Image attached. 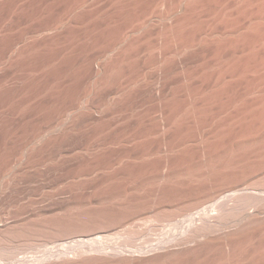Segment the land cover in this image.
<instances>
[{
    "label": "bare ground",
    "instance_id": "6f19581e",
    "mask_svg": "<svg viewBox=\"0 0 264 264\" xmlns=\"http://www.w3.org/2000/svg\"><path fill=\"white\" fill-rule=\"evenodd\" d=\"M98 1L0 0V87L11 79L14 81L13 84H20L18 81L20 80V76L22 79V74L20 75L19 71H23V68L26 69V66L33 64L30 63V60L28 61V57L30 55L33 56L32 53L39 50L43 51V49L47 52L49 49H53L52 47L57 46L58 43H62V41L67 40L66 42H69L68 40L75 38V31L81 29V27H77L84 24L83 22H79L81 18L76 19L75 17L74 21L71 19L70 21H66L64 15L61 14L64 18L60 14L57 17L56 12L57 14L60 11L64 13L62 10L68 8L71 12L74 11L72 12L74 13L73 15H76V9L82 8L81 11L79 10L82 12L84 11V6L89 5V3L92 5L93 2L97 5ZM125 2L127 1H124V5L126 6L123 5V1L121 4L127 7L128 4ZM131 2V8L126 9V12L130 13L128 15L125 14V19L127 17V20L133 19L135 16L137 17L138 14L140 18L137 17V20H140L141 12L144 13L148 9L153 11L148 10L151 12L150 15H153L152 17L149 14L145 15L142 13L143 19L147 18V16L151 17V19H145L142 24L139 23L140 27L137 25L134 28V30L137 28L138 30H136L139 32L137 39L136 35L135 38L133 37L136 41L134 39L131 40L132 35L130 33L133 31L132 27L130 33H128L129 31L126 32L128 26L125 29V25L129 23H119L123 20H119L118 15V19H116L119 22L112 21L111 18L109 23L112 24L106 23L107 26L104 23L108 27L107 31L105 32L104 30L100 35L97 32L100 37H97L99 41L96 40L97 44H95L99 45L101 41L112 39L111 45H108L109 47L104 51V55L102 56L98 55L99 52L98 54H92L86 49L83 53L81 52L82 54L80 53L81 55L76 54L78 57L80 56L79 58L77 57L78 60H74V62L68 61L71 62L70 65L76 68L79 73L77 74L79 76H77L76 74L74 75L75 72H72L73 70H70L74 76L73 78L72 76L69 77L73 80L76 79L74 77H77L78 81H72L74 82L72 88V82L68 81L71 79L68 78L67 80L66 78V81L72 84L71 86L69 85V88L72 89H69L70 92L68 94L66 93L67 91L65 92V98L61 97V93L58 90L60 97H56V99L59 98L62 102L56 105L57 100H55L53 106L49 104L53 110L50 109L52 112L49 117L44 115L48 119L44 118L43 115L35 117L36 113L34 114L31 111L30 115L28 111L29 115L27 114V116H17L13 112V114L9 113L12 114V118L8 116L10 120H8L9 118L0 120V130L3 126L9 133L10 131L15 132V136L13 133H10V135H13V138H16L20 132H23L21 134L25 132L27 134L30 133L28 132V130L30 131L29 127L34 128V132H36L33 134L34 132L32 131V134L30 133L32 137L28 135L27 137L30 138H27L26 142L24 138L23 142L25 143L21 142V145L16 143L17 140H11L12 135L9 140L7 139L3 142L0 148V180L8 172L10 173V171L15 169L14 164L18 162L17 160L25 158L24 156L27 152H29L30 156L39 160V157L42 158L53 147L57 149H54V153L55 150L58 151L57 158L55 157L56 155L52 156L53 159L54 157L56 158L53 165L49 163L51 160H47L48 165H50H47L48 167H46L45 172H39L40 169L44 171L40 165L43 160H40L39 166L36 165L38 160L34 159V161H37L35 164L36 168L40 167L39 171L36 168H32L39 173L37 174L38 176H40V173L46 176V182L48 181L49 186L55 184L56 190L53 188L55 192L46 193L45 189L41 194L38 193L39 196L37 197H32L31 194V197L29 195V198H24V195V199L21 198L22 200L19 203L20 207H23L25 215L24 213H20L21 215H15V217L7 220L0 217V264L7 263L4 260L12 261L15 258L14 256H17L16 253L18 252L16 251H19V248L21 251L23 241L19 242V240H23V236L26 237L23 232H27L26 234L29 235L33 234L32 238L28 235L27 238L23 237L27 239L26 242L34 239L33 243H31L32 241L30 242L33 247L39 245L34 244V241L36 242L42 236V233L45 234L43 230L48 231L47 229L49 231L52 230L50 232L52 234L53 231L55 232L54 237L51 236L49 240L53 238L56 243L59 242L58 244H60V242H64L66 239H71L70 237L77 235L80 232L82 224L88 226L89 222L99 225L100 230H102L101 232H104L107 236L117 237L124 235L125 242H119V244L117 242L115 246L119 245V247H109L105 245L107 243L96 244L95 241H93L94 243L92 242L93 244H88L89 246H82V244L80 246L79 244L78 246L80 247H71V245L68 246L64 242L65 245L61 243L63 247L59 245L62 249L59 248L60 250L56 251L54 249V251H49L47 247L43 246L45 252L46 248L49 251L44 257L41 256L42 258L28 262L20 260L17 263L190 264L200 259L204 261L203 258L209 261L212 257L209 259L208 256L215 255L216 259L218 257V261L221 257V261L224 259L228 263L245 259L249 262L248 264H264V0H239L236 4H233L234 0L232 4L231 0H133ZM94 6L92 5V8ZM118 6L117 9L119 10ZM160 7L165 12H158ZM85 10L87 9L85 8ZM94 10L98 9L95 8ZM217 10L221 11V15L218 14L219 11ZM67 11L64 14L68 15V17L71 16L69 15L70 11L68 14ZM148 11L145 13H148ZM155 12L157 14H154ZM100 13L97 12L96 15ZM111 13L113 14L114 12ZM84 14L88 16V14ZM212 14L213 18L211 17ZM93 15L95 16V13ZM154 15H157V18ZM121 16H124V14L121 15L120 13V18ZM88 18H82V20L86 21ZM92 19L90 18L89 20ZM105 20L107 19L105 18ZM135 20L136 18L133 19V21ZM30 22H32V25L34 24L33 22L39 24L37 26V23H35L36 26L34 25V27L29 24L27 27L26 25ZM94 23H98V21ZM103 25L102 27H105ZM75 28L77 30L73 31ZM156 33L157 35H163L158 38ZM152 35H156L155 37L153 36L154 38L157 37V40L155 39L154 42L156 44L152 47L154 54L150 57L152 59L148 58L147 60L150 61H147L144 60L145 55L140 52V54H143V58L141 57V61L139 60L140 63L137 61V65L140 64L138 66L140 68L139 71L142 72V78L136 79L139 86H136L137 81L134 82L132 80L134 83L130 89L133 92L130 93L131 96L128 103H122L121 89L117 88L118 92L121 91L120 93L112 92L114 89L111 87L108 89L112 90L109 91L111 93H107L105 89V92L103 91L109 94L106 106H101L100 103L101 107L95 105L102 98L100 97L102 88L107 81L106 76H102V71L107 70L106 74L107 72H111L109 70L119 69L118 67L124 62L126 54L131 55L132 52H135L134 54L138 55L139 50H142L141 46H138L136 49V43L140 41V43H144V41L146 43V40L152 39ZM89 36L93 35L90 34ZM77 37L78 39L80 38L79 36ZM82 40L79 39V41ZM153 40L151 43H153ZM93 43H95L94 40ZM93 43L92 46H94ZM66 44L63 42V47L69 48ZM77 46L79 45L77 44ZM93 48L90 49L89 47L90 50L94 51ZM143 49L148 50L145 47ZM53 51L50 54H46L52 56L54 54ZM142 51L144 52V50ZM148 54L146 55L148 56ZM36 55L38 56L40 53ZM49 55L44 59L43 57H35V59L33 58L35 55L31 57L32 59L29 57L31 61L37 60V58L43 59L41 62L38 61L46 73L42 72V80L39 82L40 85L37 86H42L45 89L51 87L46 88V85H49V81L52 78L54 82H58L60 78L58 76L60 72H55L58 75L53 74L56 75L53 77L51 73L54 72L47 75V68L51 66L52 61H54L53 59H55L54 56L52 59ZM66 57L70 59L69 56L66 55ZM73 58L75 59V55ZM98 59H101L104 63L97 62ZM126 61H128V58ZM137 65L135 63V66ZM151 65H154L153 67H156V69ZM38 66L39 64L36 67ZM64 67L60 68L63 70ZM151 67L155 71L153 73L155 75V77L153 76L155 78L154 86L147 84L148 77H146V71L152 69ZM30 69L28 68V70ZM66 69H68L67 66L65 67V71ZM28 70L26 69V71ZM26 71L25 73H27ZM134 71L133 69L131 73ZM68 73L69 69L67 70ZM65 75L63 76L64 78ZM24 76L26 77V75ZM117 76L119 75L117 74ZM36 77L39 78L40 76L36 75ZM134 78L136 77L134 76ZM33 81L30 83L32 84ZM23 83H26L25 80L22 82V85ZM126 85L129 84L126 83ZM30 86L32 87V85ZM9 88L14 89L12 87ZM26 88L28 89V87ZM19 89L23 88L19 87ZM19 89L17 88L16 92ZM49 90L51 91V89ZM54 90L53 92L55 93ZM123 90L126 91V88L124 89L123 87ZM40 92L39 95L42 94ZM126 92L128 94V91ZM14 93L11 95L14 96ZM18 93L20 98L22 93ZM37 94L34 96H37ZM50 94L52 95L53 93ZM55 94L57 95V93ZM118 94L120 97L118 99L121 103L117 99L118 96L116 95ZM11 95L7 99L0 97V102L7 101ZM34 96H32L33 101ZM96 96L99 99L97 98L98 100L95 103L94 98ZM125 96L124 94V99L127 98ZM105 97H103L104 100ZM103 98L102 102L104 101ZM25 100L27 99L25 98ZM26 102L28 103V101ZM31 104L33 105V103ZM37 104L39 103H36L34 107ZM123 104L129 106L128 114H125V112V115L122 113L118 114V110L123 107ZM37 107L33 108L36 112L42 108V106ZM43 107L46 110L48 106ZM13 109L15 110L14 107ZM16 110L19 112L18 108ZM2 113L7 117L8 114ZM47 114L49 113L47 112ZM3 115L0 116V119ZM42 117L46 119L44 122ZM39 118H41L43 123ZM24 119H28L27 126H19L18 121ZM81 120L83 123L87 122V125L90 127L91 125L95 126L94 131L84 133L78 131L81 130L79 126L83 125V123L81 124ZM30 124L36 126L33 127ZM83 127V130L87 128ZM26 129L27 131H25ZM2 134L4 133H1L0 137ZM48 157L45 155L42 159ZM27 158L29 162V156ZM34 161L32 162L33 164L31 163L33 167ZM45 161L42 162L43 165ZM45 164L47 163L45 162ZM26 165L23 168L27 169L29 166L31 168V165L28 166V163ZM20 167L18 171H20ZM23 171L24 169L21 173L26 172ZM29 171V174L34 173L31 169ZM62 172L65 174H63L64 179L57 178V173L60 174ZM15 176L12 177L15 179ZM11 178L8 180L12 181ZM32 179L31 177V179L28 178L27 180L34 182L31 181ZM35 179L38 184L37 177ZM64 180L67 183L63 185L60 182ZM4 182L7 184V181ZM17 182L14 181L13 183H8V185L1 183L0 191L7 193L17 190L19 188ZM41 183L44 186V181ZM21 184L23 183L21 182ZM146 184L154 186V188L150 189L151 193H148L154 196V201L150 202V205L149 201L151 200L147 202L148 204L144 203L146 205L145 210L140 208L142 210L138 211L139 209H137L138 212L135 211L136 209L131 212L129 209L133 208L131 200H133L132 205H134L135 201H140L139 198L142 199L143 195L140 197L137 194L140 195L142 193L140 191H144L145 188L143 187ZM50 189H52L51 186ZM147 190L145 189V192ZM150 190L148 191L150 192ZM12 193L9 192V194ZM149 195L148 198H150ZM5 198L8 199V197ZM15 199H19V196ZM144 201L146 202V200ZM141 203L143 202L140 201V205ZM144 204H142V207L145 206ZM85 207L87 210L84 209ZM136 207L138 208V205ZM150 214H155L154 217L160 215L157 218L166 216L163 218L168 219L169 228L168 231H161L162 234L160 232L158 234L157 232L158 236L154 234L156 238L161 235V238H158L159 240H155V237L153 238V233L147 232L152 238L150 235V237L147 235L150 240L147 242V237L144 244L138 242L140 245H137L138 243L136 244L135 241L141 235L147 234L146 231L151 227L145 232L130 228L128 232L122 234V231H119L118 222L114 223L117 218H124L125 220L122 222L125 223V221L132 222L136 218L140 219L139 216L141 218L144 215L151 216ZM156 214L158 215L156 216ZM147 222H149L148 219ZM135 224L140 225L138 222L133 225ZM25 225H27L28 229ZM29 225L34 227L32 231L29 229ZM130 225L131 223L127 224V227ZM149 226H151V223ZM120 227H122V224ZM125 227L124 230H126ZM144 227L146 226L144 225ZM34 229L40 230V232H36L35 234H38L35 235L32 233L35 232ZM121 229L123 230V227ZM41 230L43 231L42 233ZM17 231H21L22 234H18L19 232ZM151 232L153 231L151 230ZM12 234L17 237L20 235L21 238L18 237V242H15L17 238ZM34 235L35 237H39L35 239ZM41 238H44V236ZM45 238L47 239V237ZM153 239L157 243L153 244ZM151 240L152 243H150ZM14 242L20 244L16 245ZM53 242L51 240V243L57 247L58 245ZM30 243H27L25 246H32ZM120 243L123 244L121 245ZM33 251L32 253H34Z\"/></svg>",
    "mask_w": 264,
    "mask_h": 264
},
{
    "label": "rangeland",
    "instance_id": "374dc122",
    "mask_svg": "<svg viewBox=\"0 0 264 264\" xmlns=\"http://www.w3.org/2000/svg\"><path fill=\"white\" fill-rule=\"evenodd\" d=\"M95 1H96V0H94V2H95ZM97 1H98V0H97ZM99 1H100V0H99ZM99 1L97 2V5H96V3L94 4V2L92 3L93 6L95 5L93 8H92L91 3H89V5H87L88 7H87V6H84V7H83V10H84V11H82V12H80V11L82 10V8H80V9H76L77 12L80 10L79 13L75 12L76 15H73L74 13H72V12H74V11L71 12L70 9H68V8L65 9V8H64V10H62V11H63L65 14H66V11H67V10H68V11H67V14H68V12L70 11L71 14L69 13V15H71V16H69V17H68V15H65L64 13H62L61 11H60L61 13L59 12L58 14H57V12H56V16H57V17H58L59 14H60V15H61V14L64 15V17H66L67 19L64 18V17H62V15H61V17L64 18L66 21H70V19H71L72 21H74V20H75V17H76V19H80V18H81L80 21H79V20H77V21H79L80 23H82V22L84 23V24H81L82 26L79 25V26L77 27V28H80V27H81L80 30L75 31V30H77V28H75V29L73 30V31H75V38H74V39L68 40L69 42H66L67 40L62 41V43H63V42H64V44L67 43L66 46H68L69 48H70V46H71V48L69 49V48H66V47H65V48H66V51H65V48L63 47L64 45H62V43H58V44H57L58 47L54 45L55 47H52L53 49H49L47 52H46L44 49H43V51H42V50L36 51V52L32 53L33 56L35 55L34 57L31 56V55H30L29 57H30V58H31V57H33V58H35V57H41V58H42V57H43V59H44V58L47 57L50 53H52V51L54 50V48H58V49H55V50L58 51V53H57V51L54 50V51H53L54 54H53L52 56L49 55L50 58L53 59V56H54L55 59H53L54 61H52L51 66H49V67L47 68V73H48L47 75H50L51 72H54V73H51V76H52V77H53V76H56V75H58V74H60V75H58V76H60V78L58 77V78H59L58 82H54V81L52 80V79H53V78H52V79H51L52 81H51V80L49 81V85H48V84L46 85V88L49 87V86H51V87L53 86L52 88L50 87V88L45 89V88H43L42 86H41V87H40V86H37V85H40L39 82L42 80V77H43V76H41V74H43L42 72H44V71H43L44 69H42L41 66H40V64H41L40 62H41L43 59L41 60V59H38V58H37V60H35V59H36V58H35L33 61H31L32 58L29 59V57H28V61L30 60V63H33V64H30V63L27 61L30 65L26 66V69L28 70V68H31V69H30L31 71H30V70L26 71L25 68L22 69L23 71H21V70L19 71V74H20V75L22 74V79L25 78L24 80H25L26 83H23V85H22V82H24V80H22V79H21V76H20V80H21V81L19 80L18 82H19L21 85H20V84H13L14 81L11 79V80H9V81H10V82L13 81L12 83H10L9 81H7L5 84L2 85V87H0V95H1L0 97H1V98H3V97L5 98V95H6V94L8 95V93H10L9 95H11V94H13V93L15 92V93H14V94H15L14 96L11 95L12 97L10 96V97L8 98L7 101L4 100L5 103H4V101H3V102H0V107H1V108H0V116L3 115L2 112H4V114H8L7 117H6V115H5V116L3 115V117H2L0 120H4V119L6 120V119L9 118V117L12 118V114H13V112H14L15 114H17V116H18V115H26V116H27L28 113H30V115H31V112H32V113H34V114H35V113L37 114V115H36V114H35V115L33 114L35 117H41V115H43L44 118L48 119V118L45 117V116H48V117H49V115H51V112H52L51 110H53V109L50 108V105L53 106V104H55V102H54L55 100H57L56 105H58V104H60V103L62 102L61 99H59V98L56 99V97H60V93H61V97H62V98H65V96H66V95H64L65 92L67 91L66 93L68 94V93L70 92V90H71V89L73 88V86H74L73 83L76 82V81H78V78H77V77H74V78H76V79H74V80L71 79V77H69V76H72V78H73V76H74L75 74H76V75L79 74V73H78V70L70 65L71 62H74V60H78V59H77V57H78L77 55H79L81 52L83 53V51L86 50V49H87L88 51H90V53H92V54H98V52H99L98 55H101V56H102V55H104V51H106L107 48L111 45V43H112L111 40H112V39H111V40H110V39H106L105 41H101V43L98 42L99 45H95V44H97L96 40L99 41L98 38L100 37V36H99L100 33L102 34V32H104V30H105V32L107 31V29H108V27H107L108 25H107V24H112V23H109L110 20H111V18H112V21L115 20V21H117V22H119V20L122 19L123 21H120L119 23H122V22H123V24H124L125 22H126V23H129L128 25H127V24L125 25V29L127 28L126 26H128V30L126 29V32L129 31L128 33H130L131 27L133 28V31H134V32L131 30L132 32L130 33V34L132 35V39H131V40H133L136 36H137L136 39L139 37V36H138V35H139V32L137 31L138 29H137V28H136L137 30L135 29V30L137 31V32H136V31L134 30V28L137 27V25H138V27H140L139 25L142 24V22H143L145 19H151V17L153 16V15H150V13L153 12V11H151V9H148V10H150L151 12L148 11V10H145V12L148 11V13H145V12L143 13V12H141V13H140V14H141V19H140V20H137L138 18H140V17H138L139 14L137 15L138 18H137L136 16L133 17V19L136 18L137 21H136V20L133 21L132 18H130V19L127 20V17H126V19H125V14L128 15V14H130V13H127V12H126V11H127L126 9H127V8L129 9V7L131 8V4H132L131 1H133V0H131V1H130V0H126L127 2H125V3L128 4L127 7H124V6H126V5H124V1H125V0H112V1H111V0H103V1L101 0L100 2H99ZM113 1H114L115 3H114ZM122 1H123V5H124V6H122V4H121ZM128 1H129V3H128ZM231 1H232V2H231V4H232V3H233V0H231ZM236 1H237V2H236ZM236 1L234 0V3H233V4H236V3L239 2V0H236ZM91 2H92V1H91ZM112 4H114L115 6L112 5ZM120 4H121V5H120ZM90 5H91V6H90ZM118 5H120V6H118ZM129 5H130V6H129ZM89 6H90V8H89ZM117 6L119 7V10L117 9ZM132 6H133V5H132ZM114 7H115V8H114ZM85 8H86L87 10H85ZM95 8L99 10V11L96 10L98 13H100V10H101L102 12H101L100 14L96 15L97 12L94 10ZM120 8H121V10H120ZM115 9H117V10H115ZM89 10H90V11H89ZM105 10H106V11H105ZM107 10H108L109 12H108ZM111 10H112V11H111ZM85 11H87V12H89V13H87V12H85ZM91 11H92V12H91ZM93 11H94V12H93ZM110 11H111V12H114V13L112 14ZM116 11H117V13H116ZM123 11H124V12H123ZM161 11H162V12H163V11L165 12V10H164L163 8L160 7V9H158V12H161ZM217 11H219V13H218ZM217 11H216V13H218L219 15H221V11H220V10H217ZM84 13L88 14V16H85ZM91 13H92V14H91ZM93 13H95V16L93 15ZM103 13H104V14H103ZM105 13H106V14H105ZM110 13H111V14H110ZM120 13H121V15L124 14V16H121V18H120ZM142 13L145 14V15H148V14H149V16H151V17H148V16H147V18L144 17L145 19H143V18H142V15H143ZM90 14H91V16H90ZM115 14H116V15H115ZM154 14H157V12H155ZM218 14H216V15H218ZM60 15H59V16H60ZM72 15H73V16H72ZM101 15L103 16V18H101V17H102ZM110 15H111V16H110ZM117 15H118L119 17H118ZM145 15H144V16H145ZM216 15H215V16H216ZM84 16H85V17H84ZM93 16H94L95 18H94ZM99 16H100V17H99ZM105 16H106V17H105ZM139 16H140V15H139ZM158 16H159V13H158ZM79 17H80V18H79ZM86 17H87V18L89 17L88 20H87V19H86V21L82 20V18L85 19ZM92 17H93V19H92ZM117 17L119 18V20H117V19H118ZM122 17H123L124 19H123ZM154 17L157 18V15H154ZM211 17L213 18V14L211 15ZM217 17H218V16H217ZM90 18H91L92 20H89ZM98 18H99V19H98ZM105 18H106L107 20H109V21L105 20ZM109 18H110V19H109ZM116 18H117V19H116ZM128 18H129V17H128ZM156 18H155V19H156ZM73 19H74V20H73ZM97 19H98V20H97ZM101 19H102V21H104V22H102ZM142 19H143V20H142ZM95 20L98 21V23H94V22H96ZM99 20H100V21H99ZM141 20H142V21H141ZM105 21H107V22H105ZM112 21H111V22H112ZM132 21H133V23H132ZM91 22H92V23H91ZM134 22H136V23H134ZM31 23H32V22L28 23L26 26L28 27V25L31 24ZM33 23H34V24H33V25L31 24L30 26H33V27H34L35 23H37V22H33ZM100 23H101V24H100ZM102 23H103V24H104V23H105V24L107 23V24H106L107 26H106L105 24L103 25ZM139 23H140V24H139ZM38 24H39V23H37V26H38ZM86 24H87V25H86ZM93 24H94V25H93ZM97 24H99V25L97 26ZM123 24H122V25H123ZM90 25H91V26H90ZM95 25H96V26H95ZM100 25H101V26H100ZM102 25L105 26L106 28H105V27H102ZM129 25H130V26H129ZM30 26H29V27H30ZM35 26H36V25H35ZM123 26H124V25H123ZM82 27H83V28H82ZM85 27H86V28H85ZM98 27H99V28H98ZM129 27H130V29H129ZM88 28H90V29H88ZM69 29H70V28H69ZM95 29H97V30H95ZM98 29H101V30H98ZM81 30H83V31H81ZM91 30H92V31H91ZM80 31H81V32H80ZM85 31H86V33H85ZM89 31H91V32H89ZM78 32H79V33H78ZM97 32L99 33V35H98ZM76 33H77V35H76ZM80 34H81V35H80ZM90 34H92L94 37H93V36H89ZM135 35H136V36H135ZM156 35H157V33H156ZM156 35H155V36H156ZM161 35H163V34H158L157 37L160 38V37H162ZM77 36L80 37V38H79L80 40H82V38H83V40H82V41H79V39H78ZM153 36H154V35H152V39H154V40H153V43H151V42H152V39H150V38H149V40H146V43H147V44L145 43V41H144V43H140L141 41L136 43V44H137V45H135L136 49L138 48V46H141V47H142L141 49L144 50V52H143L142 50H139L138 55H137V54H134L135 52H134V53L132 52L131 55L126 54V56L124 57V58H125V59H124V62H123L124 64L122 63V64L120 65V67H118L119 69L109 70V72H110V71H111V72H110V73L107 72V73H108V74L106 73L107 75L105 74V72H106L107 70H106V71H102V76H103V77L106 76L105 78L107 79V81H106L104 87L102 88V92H101V96H100V97L103 98V97H105V95H106V97H105V100H104V98H103L104 101L102 102V98H100V100H98L99 97L96 96V98H94V102L96 103V101H97V100H98V101H97V103H96L95 105H99V103H100L101 106H103V105L106 106V104H107V102H108V101H107V100H108V99H107V98H108L107 96L109 95V94H107V93H111V92H109V91H112V90H108V89H110L111 87H112V89H114L112 92H118V89H121V90H122V94L120 93L121 91L118 92V93H120V95H122V96H121V101H123L122 103H126V102L128 103V100H129V98H130V96H131L130 93L133 92L132 89H130V88H132V84H133L134 82H136V81H137V82H136V84H137V83H138V80H136V79L142 78V76H141V75H142V72L139 71V69H140V68H139L140 64H138V65H139V66H138V65H137V61H139V60L141 61V57L143 58V54L146 56V58H145V56H144V60H147L148 58L150 59V57L154 54V53H153L154 49H153L152 47L155 46L156 43H154V42H155V39L157 40V37L154 38L155 36H154V37H153ZM159 36H160V37H159ZM76 37H77V38H76ZM88 37H89V38H88ZM97 37H98V38H97ZM133 37H134V38H133ZM93 38H94V39H93ZM75 39H76V40H75ZM93 40L95 41V43H93ZM134 40H135V39H134ZM158 40H159V39H158ZM70 41H71V42H70ZM72 41H73V42H72ZM135 41H136V40H135ZM148 41H149L150 43H149ZM74 42H76V43H74ZM77 42H78V43H77ZM82 42H83V46H82ZM88 43H89V44H88ZM92 43H93V45H94L95 47L92 46ZM105 43H107V44H105ZM60 44H61V45H60ZM70 44H72V45H70ZM73 44H75V45H73ZM77 44H78L79 46H77ZM80 44H81V45H80ZM59 45H60L61 47H60ZM85 45H86V46H85ZM108 45H109V46H108ZM76 46H77V47H76ZM91 46H92V47H91ZM96 46H97V47H96ZM62 47H63V48H62ZM82 47H84V48H82ZM89 47H90V49H92V48L94 47V48H93L94 51H93V50H90ZM98 47H99V49H98ZM143 47H145V48L148 49V50L143 49ZM61 48H62L63 50H62ZM78 48L80 49V51H79ZM151 48H152V49H151ZM60 49H61V50H60ZM75 49H76V52L78 51L77 53L75 52ZM77 49H78V50H77ZM51 50H52V51H51ZM67 50H68V51H67ZM81 50H82V51H81ZM96 50H97V51H96ZM63 51H64V52H63ZM91 51H92V52H91ZM60 52H61V53H60ZM67 52H68V53H67ZM72 52H75V53H72ZM94 52H96V53H94ZM140 52L143 53V54H140ZM38 53H40V55L37 56L36 54H38ZM42 53H44L46 56H45L44 54H42ZM46 53H49V54L47 55ZM69 53H70V54H69ZM82 53H81V54H82ZM101 53H102V54H101ZM136 53H137V52H136ZM148 53H149V54H148ZM41 54H42L43 56H42ZM56 54H58V55L61 54L62 56H61V55H59V56L57 55V57H55ZM73 54L75 55V59L73 58V56H74ZM76 54H77V55H76ZM81 54H80V55H81ZM146 54H148V56H147ZM150 54H151V55H150ZM64 55H65V57H64ZM66 55L69 56L70 59H68V57H66ZM72 55H73V56H72ZM132 55H135V56H132ZM139 55H140V57H139ZM60 56H61V57H60ZM70 56H72V57H70ZM95 56H96V55H95ZM127 56H128V57H127ZM130 56H131V57H130ZM136 56H137V57H136ZM79 57H80V56H79ZM79 57H78V58H79ZM134 57H135V58H134ZM56 58H57V59H56ZM127 58H128V61H126ZM129 58H130V60H129ZM132 58H134V59H132ZM137 58H138V59H137ZM151 59H152V58H151ZM151 59H150V60H151ZM38 60H39L40 62H39ZM56 60H57V61H56ZM62 60H64V61H62ZM103 60H104V59H103ZM150 60H147V61H150ZM36 61H37V62H36ZM65 61H66L67 63H66ZM68 61H71V62H68ZM135 61H136V62H135ZM140 61H139L138 63H140ZM59 62L61 63V65H60ZM62 62H63V63H62ZM97 62H102V63H104V61H101V59H98ZM129 62H130V63H129ZM35 63H36V66L39 64L40 67H39V66H38V67H39V69H41L40 71H39V69L36 70V68H38V67L35 66ZM135 63H136L137 66H135ZM63 64H64V65H63ZM65 64H66V65H65ZM126 64L129 65V66H127ZM33 65H34V66H33ZM56 65H57V66H56ZM59 65H60V66H59ZM69 65H70V66H69ZM131 65H133V66H135V67H133V66H131ZM64 66H65V67L67 66V68L69 69V73H70V74H69V73L67 74V70H68V69H66V71H65V67H64ZM68 66H69V67H68ZM123 66H125V67H123ZM151 66L153 67L154 65H151ZM32 67H33V69H35L34 71H32V70H33ZM34 67H35V68H34ZM54 67H57V68H54ZM58 67H59V68H58ZM60 67H62V68L64 67V69H63L64 71H63L62 68H60ZM130 67H131V68H130ZM132 67H133V68H132ZM152 67H151V68H152ZM70 68H71V69H70ZM124 68H125V69H124ZM153 68L156 69V67H153ZM153 68H152V69H153ZM54 69H55V70H54ZM123 69H124V70H123ZM127 69H128V70H127ZM133 69H134L137 73H136L135 71L131 73V71H133ZM152 69H148V70L146 71V72H147L146 77H148V79H147V84H148L149 86H152V85L154 86V81H155V78H154L155 75H153V73H155V71H154V69H153V70H152ZM56 70H57V71H56ZM60 70H61V71H60ZM70 70H71V71L73 70L72 72H75L74 75H72V73H71ZM75 70H76V71H75ZM120 70H121V72H119ZM149 70H151V71H149ZM25 71H26L27 73H25ZM48 71H50V72H48ZM122 71H123V73H122ZM128 71H129V72H128ZM40 72H41V73H40ZM55 72H57V73L60 72V73L57 74V73H55ZM63 72H64V73H63ZM113 72H114V73H113ZM125 72H126V73H125ZM148 72H149V73H148ZM32 73H33V74H32ZM38 73H39V74H38ZM44 73H46V72H44ZM65 73H66V75H65ZM28 74H29V77H28ZM53 74H56V75H53ZM61 74H62V75H61ZM103 74H104V75H103ZM117 74H118L119 76H117ZM127 74H128V76H127ZM129 74H130V75H129ZM137 74H138V75H137ZM139 74H140V75H139ZM24 75H26L27 78H26ZM36 75H38V77H39V76H40V77L37 78ZM64 75H65V78L63 77ZM113 75H114V76H113ZM61 76H62V77H61ZM77 76H79V75H77ZM115 76H116V79H115ZM121 76H122V77H121ZM129 76H130V77H129ZM134 76H135L136 78H134ZM153 76H154V77H153ZM23 77H24V78H23ZM34 77H35V79H34ZM66 78H67V80H68V78L71 79V80H68L69 82L74 81V82H72L73 85H72L71 83H69L68 81H66ZM109 78H110V79H109ZM121 78H123V79H121ZM153 78H154V79H153ZM28 79H29V81H28ZM31 79H32V80H31ZM37 79H38V80H37ZM119 79H120V80H119ZM149 79H150V80H149ZM33 80H36V81H33ZM113 80H114V81H113ZM132 80H133L134 82H133ZM148 80H149V81H148ZM32 81H33V83L31 84L30 82H32ZM61 81H63V82L66 81V82L63 84ZM37 82H38L39 84H38ZM51 82H52V83H51ZM149 82H150V83H149ZM8 83H9V84H8ZM35 83H36V84H35ZM41 83H42V82H41ZM50 83H51V84H50ZM60 83L63 84V85H61ZM66 83H67V86H68V87L66 86ZM68 83H69V84H68ZM108 83H109V84H108ZM126 83L129 84V85H131V86L126 85ZM27 84H29V85H27ZM59 84H60V85H59ZM179 84H180V83H179ZM10 85H11V86H10ZM13 85H14V86H13ZM16 85H19V86H16ZM30 85H32L33 88H32ZM34 85H36V86H34ZM55 85H58V86H55ZM69 85H70V86L72 85V88H69V87H70ZM109 85H110V86H109ZM111 85H112V86H111ZM118 85H119V86H118ZM142 85H143V84H142ZM144 85H145V84H144ZM0 86H1V85H0ZM122 86L124 87V89L126 88V91H128V94H129V95L126 94L127 92H126L125 90H123V87H122ZM126 86H128V87H126ZM136 86H139V84H137ZM140 86H141V83H140ZM9 87H12V88H14V89L12 90V89L9 88ZM16 87H17L18 89H19V87H20V88H21V87L23 88V89H19V91H18V92H21V93H22V94L20 93V94H21V95H20V98H19V96H18L19 93L16 92V89H17ZM26 87H28V89H27ZM37 87H38V88H37ZM39 87H40V88H39ZM57 87H58V88H57ZM60 87H62L63 89L60 88ZM105 87H106V88H105ZM121 87H122V88H121ZM8 88H9V90H8ZM15 88H16V89H15ZM41 88H42V90H40ZM59 88H60V89H59ZM65 88H66V89H65ZM67 88H68V90H67ZM117 88H118V89H117ZM133 88H135V87L133 86ZM3 89H4V90H3ZM10 89L12 90V92H13V91H14V92L12 93ZM34 89H36V90H34ZM49 89H51V91H50ZM54 89H55V90H54ZM69 89H70V90H69ZM104 89H105V91L107 90V91H106L107 93H104V92H105ZM115 89H117V90L115 91ZM127 89H128V90H127ZM21 90H23V91H21ZM33 90H34L35 92H34ZM38 90H39V91H38ZM43 90H44V91L47 90V91L44 92ZM53 90L55 91V93H57V95H58V94H59V95L57 96V95L53 92ZM56 90H57V92H56ZM58 90H59L60 93L58 92ZM61 90H63L64 92L61 91ZM129 90H130V91H129ZM9 91H10V92H9ZM29 91H30L31 94L29 93ZM31 91H32V92H31ZM37 91H38V94H37ZM40 91H41V92H40ZM49 91H50V92H49ZM103 91H104V92H103ZM123 91H124V92H123ZM33 92H34V93H33ZM39 92H40V94H41V93H42V94L39 95ZM43 92H44V93H43ZM28 93H29V94H28ZM50 93H53V94H52L53 96H52ZM27 94H28V95H27ZM32 94H33V95H32ZM35 94H37L38 98H37V96H34ZM45 94H46V96H45ZM49 94H50V95H49ZM54 94H55V95H54ZM103 94H104V96H103ZM124 94L126 95L125 97H127V98H125V99H124V97H123ZM2 95H3V96H2ZM7 95H6V98H5V99H7V97L9 96V95H8V96H7ZM127 95H128V96H127ZM17 96H18V97H17ZM29 96H30V98H29ZM32 96H34V101H33ZM47 96H49V97H47ZM54 96H55V97H54ZM116 96H118L117 99L120 98V97H119V94L116 95ZM14 97H15V100H14ZM21 97H24V98L21 99ZM12 98H13V99H12ZM25 98H26L27 100H25ZM35 98H36L37 100H36ZM41 98H42V100H40ZM46 98H47V99H46ZM54 98H55V99H54ZM97 98H98V99H97ZM9 99H11L12 101L9 100ZM16 99H17V100H16ZM20 99H21L22 101H21ZM30 99H31L32 102L30 101ZM49 99H50V100H49ZM123 99H124V100H123ZM45 100H46V101H45ZM52 100H53V101H52ZM59 100H60V101H59ZM118 100H119V99H118ZM118 100H117V102L120 101V100H119V101H118ZM14 101H15V102H14ZM26 101H28V103H27ZM35 101H37L36 103H39V104H37V106H42L41 109L39 108L40 110H37L38 107L36 106V107H37V109H36L37 112L35 111V109H33V108H36V107H34V105H36ZM39 101L42 102V103H40ZM49 101H51V103H49ZM58 101H59V102H58ZM92 101H93V100H92ZM99 101H100V102H99ZM121 101H120L119 103H121ZM10 102H11V103H10ZM12 102H13V103H12ZM24 102H26V103H24ZM47 102H48V103H47ZM52 102H53V103H52ZM94 102H93V103H94ZM101 102H102V104H101ZM104 102H105V103H104ZM8 103H9V104H8ZM17 103H18L19 105H18ZM31 103H33V105H32ZM43 103H44V104H43ZM46 103H47V104H46ZM41 104H43V105H41ZM49 104H50V105H49ZM1 105H2V106H1ZM3 105H4V106H3ZM17 105H18V106H17ZM20 105H21V106H20ZM29 105H30V106H29ZM46 105H47L48 107H46V110H45V107H43V106H46ZM100 105H99V106H100ZM124 105H126V104H123V107L126 108L127 105H126V106H124ZM25 106H26V107H25ZM52 106H51V107H52ZM101 106H100V107H101ZM3 107H5V108H3ZM7 107H8V108H7ZM13 107L15 108V110L13 109ZM123 107H121V108L118 110V111H119V113L117 112L118 114H121V113H122L123 115H125V114H128V113H129V112H128V111H129V108H128L129 106H127L128 109L126 108V110H124V111H123V109H124ZM17 108H18V110H19L20 113L16 110ZM25 108H26V109H25ZM31 108H32V109H31ZM48 108H49V109H48ZM50 109H51V110H50ZM8 110H9L10 112H9ZM12 110H13V111H12ZM43 110H44V112H43ZM121 110H122V112H121ZM11 111H12V112H11ZM28 111H29V112H28ZM30 111H31V112H30ZM33 111H34V112H33ZM38 111H39V112H38ZM41 111H42V113H41ZM16 112H18V113H16ZM21 112H22V113H21ZM25 112H26V114H24ZM27 112H28V113H27ZM47 112H48L49 114H47ZM124 112H125V114H124ZM127 112H128V113H127ZM9 113H12V114H9ZM39 113H40V114H39ZM45 113H46L47 115H46ZM28 115H29V114H28ZM44 115H45V116H44ZM8 116H9V117H8ZM28 117H29V116H28ZM43 117H42V119H43ZM10 118H9L8 120H10ZM46 119H43V122H44ZM39 120L42 122L41 118H39ZM21 121H23V122H21ZM21 121H18V123L20 124L19 126L26 127V126H27L26 123L28 122V119H27V120L24 119V120H21ZM43 122H42V123H43ZM46 122H47V121H46ZM82 123H83V122H82V120H81V124H82ZM23 124H25V125H23ZM81 124H80V125H81ZM87 124H88V123L86 122V123H83V125H81V127L79 126V129L81 128V130H78V131L83 132V133H84V132H91L92 130L94 131L95 126L91 125V127H90V126L87 125ZM30 125H31V124H30ZM86 125H87V126H86ZM31 126H33V124H32ZM35 126H36V125H34L33 127H35ZM83 126H84L85 128H86V127H87V128L83 130V129H82ZM22 127H20V128H22ZM84 127H83V128H84ZM89 128H90V130H89ZM29 129H30V131L28 130V132H30V133H31L32 131H33V132L35 131L34 128H30V127H29ZM32 129H33V130H32ZM82 130H83V131H82ZM25 131H27V129H26ZM5 132H6V133H5ZM1 133H4V134H2V136L0 137V148H1V145L3 144V142H4L5 140H7V139L9 140V139L11 138V135H12V134L10 135V133H13V131H10V133H9L8 130H6V129L3 128V126H2V127H1V130H0V134H1ZM21 133H23V132H20L19 135H17V137H18V139H17V137H16V138H15V137L13 138V135L15 136V132H14L13 135H12L11 140H12V139H13L14 141L17 140L16 143L19 144V145H21L22 143H25V142L27 141L26 139L28 138L27 136H28V135L31 136V135H30V133L27 134V132H25L26 134H25V133H24V134H21ZM35 133H36V132H34L33 134H35ZM31 134H32V133H31ZM20 135H23V136L20 137ZM3 136H4V137H3ZM24 136H25V137H24ZM8 137H9V138H8ZM31 137H32V136H31ZM19 138H20V139H19ZM22 138H23V139H22ZM24 138H25V142H23ZM29 138H30V137H29ZM29 138H28V139H29ZM19 140H20V141H19ZM21 142H22V143H21ZM54 149H56V147H55V148L53 147L52 149H49L50 151L46 152L45 155H46L47 157L49 156L48 158H45L46 161H45V159H42V158H44L45 155H43L42 158L39 157L40 159L38 160V158H37V159H36L35 157L33 158L32 156L29 155V152H27L26 155L24 156L25 158H22V159H20V160H17L18 162H16V163L14 164V168H15V169H13L12 171H10V173L8 172L9 174L7 173V175L1 179L2 181L0 180V181H1L0 184H1V183H4V184H5L6 182H4V181H7V184H5V185H8V183L10 184V183H13L14 181L17 182V181L19 180V177H20V180L17 182L18 185H19V186H18L19 188H18L17 190L9 191L10 193H12V192H14V193L9 194V192H7V193H8V194H7V193H5V192L2 193V192L0 191V194H1V195H2V194H3V195L5 194L4 196H3V195H2V196L0 195V196H1V197H0V215H1L0 217H1V218L7 220V219H11V218L15 217V215L17 216V215H19L20 213H24V209H23V207H20L21 205H20V203H19V201L22 200L21 198H23L24 195H25L24 198H29V195H30V197H31V194H32V197H37V196H39V194H41L43 191H45V189H46V191H45L46 193H47V192H55V190H56V189H55V184H53V186H52V184H51L50 186H51L52 189H50V186H49L48 181L46 182V180H47L46 176H45L44 174H43V175L41 174V173L45 172V170L47 169L46 167H48V166L50 165V164L48 165L47 160H51V161H49V163H51V164L53 165L55 159L57 158V156H58V155H57V154H58V151H56V150H57V149H56V150H55V153H54ZM0 150H1V149H0ZM51 150H53V151H51ZM0 153H1V151H0ZM49 153H50V154H49ZM51 153H52V154H51ZM27 155H28L29 158H30V159H29V162L27 161V160H28V158H27L28 156H27ZM53 155H56V156H55L56 158L54 157V159H53V157H52ZM31 157H32L33 159H32ZM51 157H52V158H51ZM49 158H50V159H49ZM23 159H24V160H23ZM31 159H32V160H31ZM34 159L38 160V162H37V161H34ZM52 159H53V160H52ZM21 160H23V161H21ZM40 160L45 161L47 164H45V162H44V165H43V163H42L43 161L41 162ZM19 161H20V162H19ZM25 161H26V162H25ZM33 161H34V167L31 165V163H32ZM36 162H37V164H36ZM40 162H41V164H40ZM23 163H24V164H23ZM27 163H28V166L31 165V168H29L30 166H29L27 169L23 168L24 165L27 166V165H26ZM32 164H33V163H32ZM35 164H36V165H39V164H40L41 167H42V169H44V171H42V170L40 169V167H39L40 165L36 168ZM21 165H22V166H21ZM42 165H43V166H42ZM45 165H46V166H45ZM47 165H48V166H47ZM52 165H51V166H52ZM20 166H21V167H20ZM44 166H45V167H44ZM19 167H20V171H18V170H19ZM32 168H36V170H38V171H39V169H40L39 172H41V173H40V176H41V177L38 176L37 174H39V173H38L35 169H32ZM21 169H22V170L24 169V171H26L27 173H26V172H25V173H21V172H22ZM30 169H31V171L33 170L34 173H35V172H36V173L34 174V173L32 172V173L29 174L28 172H30V171H29ZM24 171H23V172H24ZM17 172H20V173H17ZM16 173H17L18 175H20V176H18ZM25 174H28V175H25ZM33 174H34V175H33ZM61 174H62V175H61ZM63 174H64L63 172L60 173V174L57 173V176H56V177H57V178H62V179H64L63 177H64L65 174H64V175H63ZM14 175H16V176H15V179L13 178ZM21 175H22V176H21ZM31 175H32V176H31ZM12 176H13V177H12ZM23 176H25V177H23ZM26 176H27V177H26ZM58 176H59V177H58ZM11 177H12V178H11ZM22 177H23L24 180L22 179ZM31 177L33 178L31 181H34V182H30V180H27L28 178L31 179ZM36 177H37V182L39 181L38 184L36 183V179H35ZM9 178H11L12 181L8 180ZM26 178H27V179H26ZM38 178L41 179V180H39ZM17 179H18V180H17ZM42 179H43V180H42ZM3 180H4V181H3ZM25 180H27V181H25ZM9 181H10V182H9ZM23 181H24V182H23ZM43 181H44V183H45L44 186H43V183H41V182H43ZM19 182H20V184H19ZM21 182H22L23 184H21ZM24 183H26V184H24ZM34 183H35V184H34ZM60 183H62V184L64 185V184H66L67 182H66V180H64L63 182H60ZM36 184H37V185H36ZM62 184H61V185H62ZM20 185H24V186H21V187H20ZM25 185H26V186H25ZM30 185H31V186H30ZM33 185H35V186H33ZM47 185H48V187H47ZM29 186H30V187H29ZM40 186H41V187H40ZM25 187H26V188H25ZM27 187H28V188H27ZM33 188H34V189H33ZM38 188H39V189H38ZM53 188H54L55 190H54ZM143 188L150 190V189L154 188V186L151 185V184H149V185L146 184V185H144ZM41 189H43V190L40 191ZM145 189H144V191H140V192H142L143 194H142V193H141L140 195L137 194V196H140V197H142L141 195H143L142 199L139 198V197H135V198H137V199L139 198L140 201L143 202V203H141V205H140V201L137 200V199H136L137 201L134 200V201H135V204L132 205V204H133V202H132L133 200H131V206H133V208H132V207L129 208V209L131 210V212L134 211L135 209H136L135 211H137V209H139L138 211L144 209V208L146 207L145 204H146L149 200H151V201H149V205H150V202L152 203V201H154V200H153V199H154V196H152V194L149 195V194L151 193V190H150V192L147 190L148 192L146 191V192H147V193H146V192H145ZM30 190H31L32 192H31ZM48 190H49V191H48ZM26 191H27V192H26ZM22 192H23V194H22ZM140 192H137V193H140ZM144 192H145L146 194H145ZM29 193H30V194H29ZM36 193H37V194L39 193V194L37 195ZM148 193H149V194H148ZM6 194H7V195H6ZM21 194H22V195H21ZM26 194H28V195H26ZM144 194H145V196H144ZM8 195H9V196H8ZM146 195H147V197H146ZM148 195L150 196V198H148ZM18 196H19V199H20V200H19V199H15V198H18ZM5 197H8V199L5 198ZM9 197H10V198H9ZM14 197H15V198H14ZM144 197H145V198H144ZM1 198H3V200H1ZM24 198H23V199H24ZM135 198H133V199H135ZM147 199H148V200H147ZM9 200H10V201H9ZM144 200H146V202H145ZM138 201H139V203H138ZM144 203H145V204H144ZM1 204H2V205H1ZM142 204H144L145 206L142 207V206H143ZM147 204H148V203H147ZM136 205H138V208L136 207ZM15 206H17V207H15ZM13 207H14V208H13ZM140 208H142V209H140ZM84 209L87 210L86 207H85ZM84 209H83V210H84ZM144 210H145V209H144ZM18 211H19V213H18ZM20 211H21V212H20ZM138 211H137V212H138ZM4 212H5V213H4ZM84 212H85V211H84ZM141 212H142V211H141ZM17 213H18V214H17ZM134 213H136V212H134ZM3 214H4V215H3ZM11 215H13V216H11ZM20 215H21V214H20ZM24 215H25V213H24ZM150 215L153 216V217H151V216H149V215H146L147 217H146L145 215H144V216L142 215V216L144 217V219L146 218V220H144L143 217L141 218V216H139L140 219H139V218H138V219L136 218L137 221H136V219H135V220H132V222H128V221L126 222V221H125V223H123L124 220H125L124 218H123V219H122V218H121V219H120V218H117L118 221H117V219H116V221H114V223H117V222H118L117 225H118L119 228H120L119 231H122V232H121L122 234L128 232V230H129L130 228H132V229H138V230H141V232H142V231L145 232L149 227H151L152 229L149 228V229L146 231V233H147V232H150L151 234L153 233L152 236H153V238H154L155 235L158 236L159 232L161 233V231H163V232H164V231H168V228H169V222H168V219L163 218V217H166V216H161V218H157V217H160V215L157 216L158 214H156L157 217H154L155 214H154V215L150 214ZM22 216H23V215H22ZM148 216H149V218H148ZM150 217H151V218H150ZM156 218H157V219H156ZM147 219L149 220V222H147ZM154 219H155V220H158V221H155ZM141 220H142V224H143L144 222H145V223L147 222V223H146V224L144 223V224L142 225V224H141ZM153 220L155 221V223H153V222H154ZM159 220H160V221L162 220V222H160ZM164 220H165V221L167 220V221L165 222ZM119 221H120L121 223H120ZM122 221H123V222H122ZM143 221H144V222H143ZM25 222L27 223V221H25ZM28 222H29V221H28ZM137 222L140 223V225H137V224H135L136 226L133 225L134 223H137ZM164 222H165V223H164ZM111 223H113V222H111ZM119 223H120V224H119ZM130 223H131V225L128 226V227H129V228H128V227H127V224L129 225ZM150 223H151V226H149ZM152 223H153V224H152ZM121 224H122L123 230L121 229L122 227H120ZM124 224H125V225H124ZM147 224H149V225H147ZM154 224H155L156 226H155ZM164 224H165V225H164ZM144 225H145L146 227H144ZM157 225H158V226H157ZM163 225H164V226H163ZM166 225H167V226H166ZM83 226H84L85 228H84ZM124 226L127 227V228L125 227L126 230H124ZM132 226H133V227H132ZM139 226H140V229H139ZM154 226H155V227H154ZM162 226H163V227H162ZM165 226H166V227H165ZM25 227L28 229L27 225H25ZM82 227H83V228H82ZM82 227H81L82 229L80 228V232H79L77 235L72 236V237H70L71 239L68 238V239H66V240L64 241V242H66V243L68 244V246L71 245V247H73V246H74V247H80L81 244H82V246H84V245H85V246H89L90 244H93V243H94L93 241H95L96 244H100V243H101V244H104V243H107V244H105L106 246L108 245L109 247H111V246L114 247L115 244L117 245V242H118V244H119V242H123V241L125 242L124 237H123L124 235L117 236V237L107 236L104 232H101L102 230H100L99 225H96L95 223L89 222V223H88V226L82 224ZM136 227H137V228H136ZM142 227L144 228V230H143ZM31 228H32V229H31ZM33 228H34L33 226H30V225H29V229H30L31 231L33 230ZM94 228H95V229H94ZM156 228H157V229H156ZM159 228H160V230H159ZM97 229H98V230H97ZM30 230H29V231H30ZM36 230H37V229H34L35 232H32V233L35 234L36 232H38V233L40 232V230H39V231H38V230L36 231ZM47 230H48V231L43 230V231L45 232V234H43V233H42L43 231L41 230L42 236H44V238H41V237H42V236H41V237L38 238V240H37V241H39V242H37V241L35 242V241H34V244H35V243H36V245L39 244V245H37V247L34 246V247L36 248V250H35V248L33 247V245L31 244V243H33V240H34V239H32V240L29 239L30 242L32 241L31 243H30V242H26L27 239H24V238H27L28 236H30V237L32 238V235H33V234L31 233V231H30V233H31L32 235L26 234L27 232H25V233L23 232V234H25V236H26V237L23 236L24 238L22 237L23 240H19V239H18V237H20V235L22 234L21 231H17V232H19L18 234L21 233L18 237L15 236V235H17L16 233H15V235L12 234V235L15 236V238H17V240H15V242H18V240H19V242H20V241H23V243L21 242L23 246H22V248H21V251H20V248L18 249L19 251H16V252H18V253H16L17 256L15 255V256H14L15 258H14L12 261L9 262L8 260H4L5 262H7V263H5V264H8V263H10V264H18L17 262L20 261V260H23L24 262H28V261H30V260H34V259H37V258H42V257H44V256L46 255V253H48L50 250H51V251H54V250L56 251V250H58V249L60 248V246L63 247V244L65 245L64 242H60V244H58L59 242L56 243V242L53 240V238L51 239L52 242L54 241L53 243H56V245H58V246L56 247L55 244H52V243H51V240H49V238H50L51 236L54 237V235H55L54 233H55V232L53 231V234H52V233H50V232H52V230H50V231H49V229H47ZM151 230H152L153 232H151ZM154 230H155V231H154ZM86 232H87V234H88V232H89V234H88V235L85 234ZM98 232H99V233H98ZM154 232H156V233H154ZM157 232H158V234H157ZM28 233H29V232H28ZM38 233H37V234H38ZM41 233H40V235H41ZM47 233L49 234V236H48ZM82 233L85 234L86 236L83 235ZM102 233H103V234H102ZM37 234H35V235H37ZM46 234H47V235H46ZM80 234H81V235H80ZM91 234H92V235H91ZM154 234H155V235H154ZM161 234H162V233H161ZM12 235H11V237H12ZM27 235H28V236H27ZM35 235H34V237H35ZM147 235L149 236L150 234H149V233H147V234H145V235L143 234V236H142V235H141V236L138 235V236H140V237H138V240H136V239H137V237H136V239H135V240H136V241H135L136 244H137L138 242H139V243L141 242L140 244H144V243H146V240H145V239L148 237ZM14 236H13V237H14ZM144 236H146V237H144ZM150 236H151V235H150ZM150 236H149V237H150ZM152 236H151V238H152ZM160 236H161V235H160ZM160 236L157 237V238L155 237L154 239H155V240H156V239L159 240L158 238H161ZM34 237H33V238H34ZM37 237H39V236H36L35 239H36ZM45 237H47V239H48L49 241H48ZM78 237H79V238H78ZM106 237H107V238H109V237L111 238V237H112L113 239H112V238H111V239H107ZM149 237L147 238V242H149L148 240H150ZM15 238H14V239H15ZM20 238H21V237H20ZM94 238H95V239H94ZM99 238H101V239H99ZM103 238H104V239H103ZM116 238H117V239H116ZM122 238H123V240H122ZM12 239H13V238H12ZM39 239H40V240L42 239V240L40 241ZM43 239H44V240H43ZM45 239H46V240H45ZM154 239H153V241H154ZM24 240H25L26 243L24 242ZM29 240H28V241H29ZM77 240H78V241H77ZM81 240H82V241H81ZM106 240H107V241L109 240V241H111V242H109V241L107 242ZM42 241H43V242H42ZM44 241H45L46 243H45ZM68 241H69V242H68ZM85 241H86V242H85ZM87 241H88V243H87ZM144 241H145V242H144ZM15 242H14V244H16ZM40 242H41L42 244H41ZM49 242H50V243H49ZM81 242H82V243H81ZM89 242H90V243H89ZM92 242H93V243H92ZM124 242H123V243H124ZM142 242H143V243H142ZM24 243H25V245H26L27 243H28V244L30 243L32 246H25ZM61 243H63V244L61 245ZM85 243H86V244H85ZM123 243H120V244L122 245ZM139 243H138L137 245H140ZM150 243H152V240L150 241ZM155 243H157V242L154 241L153 244H155ZM19 244H20V243H17L16 245H19ZM43 244H45V245H43ZM67 244H66V245H67ZM72 244H73V245H72ZM79 244H80V246H78ZM88 244H89V245H88ZM147 244H148V243H147ZM40 245H41V246H40ZM46 245H48V246L50 245V246L48 247V246H46ZM51 245H52V246H51ZM59 245H60V246H59ZM43 246H44V247H47L49 251H48L47 248H46V252H45V248L43 249ZM54 246H55V247H54ZM23 247H26V248L23 249ZM31 247H32V248H31ZM39 247H40V248H39ZM62 247H61L60 249H62ZM115 247H119V245H118V246H115ZM27 248L29 249V251H31L30 253H29V251H28ZM22 249H23L24 251H23ZM33 249H34V251H33ZM37 249H38V250H37ZM53 249H54V250H53ZM60 249H59V250H60ZM32 251H33L34 253H32ZM43 251H44V252H43ZM21 252H23V253L25 252V253H24V254H23V253L21 254ZM37 252H38V253H37ZM42 252H43V253H42ZM44 253H45V254H44ZM18 254H19V255H18ZM33 254H34V255H33ZM36 254H37V255H36ZM43 254H44V255H43ZM0 256H1V255H0ZM41 256H42V257H41ZM214 256H215V255L208 256L209 259H210V257H212V259H210L209 261H208V259L203 258L204 261H203L202 259H200L199 261L197 260L198 262L196 261L195 263H194V262H192V263H194V264H198V263H199V264H225V263H226V264H231V263H232V264H238L239 262H240L241 264H248V263H249V262H248L247 260H245V259H241L240 261L238 260V262H236L237 260H235V262L233 261V262L228 263V261L225 262L224 259H223V261H221V259H222L221 257L219 258V261H218V257H217V259H216V256H215V257H214ZM208 257H206V258H208ZM213 258H214V259H213ZM25 260H27V261H25ZM201 260H202V261H201ZM243 260H245L246 262L243 261ZM14 261H15V262H14ZM200 261H201V262H200ZM214 261H215V262H214ZM242 261H243V262H242ZM204 262H205V263H204ZM207 262H209V263H207ZM218 262H219V263H218ZM192 263H190V264H192ZM240 263H239V264H240Z\"/></svg>",
    "mask_w": 264,
    "mask_h": 264
}]
</instances>
